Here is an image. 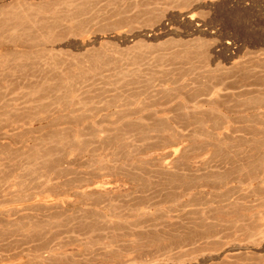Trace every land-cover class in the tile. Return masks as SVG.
<instances>
[{
  "label": "rangeland",
  "instance_id": "374dc122",
  "mask_svg": "<svg viewBox=\"0 0 264 264\" xmlns=\"http://www.w3.org/2000/svg\"><path fill=\"white\" fill-rule=\"evenodd\" d=\"M261 152L264 0H0V264H264Z\"/></svg>",
  "mask_w": 264,
  "mask_h": 264
},
{
  "label": "bare ground",
  "instance_id": "6f19581e",
  "mask_svg": "<svg viewBox=\"0 0 264 264\" xmlns=\"http://www.w3.org/2000/svg\"><path fill=\"white\" fill-rule=\"evenodd\" d=\"M263 106V105H262ZM261 106V107H262ZM258 109H260V106H259V108ZM11 128H21L18 124H11ZM5 135H8L9 136V134H5ZM23 135V134H22ZM21 134H20V138H19V136L18 137H10L9 138V140H10V142H9V144L8 145H10L11 147H14L15 146V148H16V150H15V152H14V154L16 155V158H21V160L23 159V157L24 158H27L26 160L28 161V163H30L31 164V166L33 167V166H35L37 163H38V161L43 157L42 156V154H41V151H40V149L39 148H34V149H32V148H30L31 149V151H29V153H28V151L27 150H24L21 146H25V147H28V143H26V138L24 139L23 138V136H22ZM22 136V137H21ZM25 137V136H24ZM28 139V138H27ZM28 141V140H27ZM5 147V146H4ZM20 147V148H19ZM6 149H8L7 147H5ZM12 148H10V150H11ZM26 149V148H25ZM257 150V149H256ZM5 151V150H4ZM9 151V150H8ZM255 151V150H254ZM259 151V150H258ZM261 151V150H260ZM12 152H13V149H12ZM31 152V153H30ZM8 153V152H7ZM28 153V154H27ZM254 153H256V152H254ZM259 153V152H258ZM262 153V152H261ZM260 153V155H259V157L255 160L256 161V163L258 164L257 166H259L261 169L263 168L264 169V152L261 154ZM256 155H258V154H256ZM9 156V155H8ZM251 156V155H250ZM254 156H255V154H254ZM10 157V156H9ZM254 158V157H253ZM252 158V159H253ZM4 159V158H3ZM250 163H251V161H249ZM255 163V162H254ZM255 163V164H256ZM15 164H17V165H19L20 164V159L15 163ZM28 165V164H27ZM26 165V166H27ZM253 165V164H252ZM31 166H29V167H31ZM175 165H173V167H174ZM254 166V165H253ZM29 167H28V169H29ZM31 167V168H32ZM25 168V169H24ZM168 168V167H167ZM172 168V167H171ZM258 168V167H257ZM23 169L26 171V167L24 166L23 167ZM27 169V170H28ZM17 170V169H16ZM20 170V169H19ZM171 170V169H170ZM18 171V170H17ZM24 171V172H25ZM261 171H263V172H261L260 173V175L258 176L257 174V176L255 175V174H252L251 175V177H249L250 179H251V181L253 182L254 180H261V182H262V180H263V178H264V170H261ZM19 172V171H18ZM27 172V171H26ZM259 172H260V169H259ZM19 174H20V172H19ZM18 174V175H19ZM248 174H251V173H248ZM15 177H16V179H17V176L15 175ZM248 177H247V180H248ZM223 178V177H222ZM226 178V177H225ZM219 180H221V179H219ZM223 180V179H222ZM226 179H224V181H225ZM228 180V179H227ZM227 180L225 181V183L227 184L228 182H227ZM10 181V180H9ZM224 181L222 182V183H220V184H218L217 186L214 184V183H206V184H202V185H200V187H202V186H206V187H209V188H211V190H217V191H219V190H223L224 188H225V186H226V184L224 183ZM47 182V181H46ZM212 182V181H211ZM216 182H218V181H216ZM215 182V183H216ZM263 182H264V180H263ZM47 183H50V179H48V182ZM251 183V182H250ZM10 184H11V187H13V188H15L17 191H19V190H21L22 188H23V186H17V184L15 183V182H13V183H11V181H10ZM214 184V185H213ZM108 185V183L107 182H98L97 184H96V188H105L106 186ZM191 185V184H190ZM190 185H189V187H190ZM185 187L186 186H184V188H182L181 190L182 191H184L185 190ZM192 187V186H191ZM190 187V188H191ZM213 188V189H212ZM184 189V190H183ZM188 189L189 188H186V192H183V193H181V194H179V195H181L179 198L181 199V198H183L184 196H192V191H194V189L195 188H192V189H190L189 191H188ZM182 191H180V192H182ZM200 191H202V189L200 190ZM217 191H215V192H217ZM196 192V191H195ZM213 193V192H212ZM220 193V192H219ZM47 194V195H46ZM45 194V196L46 197H44V195H42L41 193L40 194H38L37 193V195L36 196H33L32 197V200H35V199H38L40 196L41 197H44V199L45 200H47V201H55L56 202V204H59V203H62V204H65L66 203V200L64 199L65 198V196L66 197H68V198H72L71 196H67L65 193L64 194H62L61 193V195H55L54 196V194L52 195H48L49 193H46ZM178 195V194H177ZM176 195V197L175 198H178V196ZM183 196V197H182ZM196 196V195H195ZM192 198V197H191ZM191 198H188V200L189 199H191ZM41 199V198H40ZM179 199V200H180ZM73 200V199H72ZM71 199H70V201H72ZM174 200V199H173ZM176 200V199H175ZM187 200V202L188 203H190V201H188ZM195 200V201H194ZM194 200H192V202L193 203H195L196 202V197H195V199ZM184 202V201H183ZM182 202V203H183ZM48 203V202H47ZM54 203V202H53ZM185 204H186V202H184ZM193 203H190V206H188V207H191V204H193ZM177 204V203H176ZM179 204H181V203H179ZM196 204V203H195ZM184 207H187V206H185L184 205ZM195 207V205L194 206H192L191 208L193 209ZM224 208V207H223ZM222 208V209H223ZM221 209V210H222ZM224 211V210H223ZM110 213H112V214H114L115 213V209L112 207V206H108V207H105L104 208V214H110ZM225 214V213H224ZM227 215V214H226ZM220 217H222V216H220ZM226 218H228V217H226ZM225 218V219H226ZM237 218H239V216L237 217ZM233 220V219H232ZM235 220H236V217H235ZM226 221H228V220H226ZM234 221V220H233ZM237 222V221H236ZM234 223V222H233ZM235 224V223H234ZM239 224V223H238ZM236 225V224H235ZM35 226H37V225H35ZM237 226V225H236ZM39 227H41L42 228V226H38V227H32L34 230H35V228H39ZM31 232H33L34 230H32L31 229V226H28L27 227ZM26 228V229H27ZM41 228H39L38 230H40ZM28 230V231H29ZM38 230H35L34 232H36V231H38ZM29 231V232H30ZM28 232V233H29ZM36 234H39V231L36 233ZM53 236V235H52ZM51 238V237H50ZM52 238H55V235H54V237H52ZM48 240H52V239H48ZM70 252V251H69Z\"/></svg>",
  "mask_w": 264,
  "mask_h": 264
}]
</instances>
